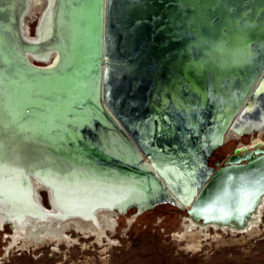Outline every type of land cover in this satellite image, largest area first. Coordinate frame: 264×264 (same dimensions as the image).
I'll return each instance as SVG.
<instances>
[{
	"label": "water",
	"instance_id": "obj_1",
	"mask_svg": "<svg viewBox=\"0 0 264 264\" xmlns=\"http://www.w3.org/2000/svg\"><path fill=\"white\" fill-rule=\"evenodd\" d=\"M24 1L0 0V129L30 150L29 167L46 171L55 181L74 182L72 188L79 191L99 188L143 195L112 206L120 211L134 206L141 212L169 201L185 209L193 225L243 229L264 194V145L245 150L236 146L215 162V168L207 164V156L222 143L229 123L242 125L249 118L264 124V75L256 82L264 70V50L258 39L262 25L251 35L249 26L240 28V35L247 37V49L258 55L249 76L227 86L226 96L218 92L215 81L207 79L200 105L195 101L200 100L196 88L193 96L184 93L182 100L176 98L184 91L183 81L169 100L156 94L152 87L156 81H144L139 92V83L135 90L127 80L118 83L114 71L126 65L114 59L118 47L128 46L129 36L142 26L147 30L137 41L139 51L126 59L145 61L140 49L150 51L157 40L162 16L153 8L141 13L142 0L128 1L124 18L115 12L114 2L123 4L122 0H57L52 37L36 40L20 31ZM212 10L209 22L217 25L221 17L215 11L223 13V9L212 6ZM247 13L244 24L253 19ZM217 35L212 34L213 43L221 41ZM164 45L167 50L153 56L152 63L160 57L161 65L171 52ZM50 49L56 51L57 59L46 64ZM41 58L40 64L33 60ZM78 72L82 77H77ZM28 78L35 79L33 85ZM153 102L159 110L151 109ZM84 178L89 179L86 184ZM7 224L13 230L12 223Z\"/></svg>",
	"mask_w": 264,
	"mask_h": 264
},
{
	"label": "bare ground",
	"instance_id": "obj_2",
	"mask_svg": "<svg viewBox=\"0 0 264 264\" xmlns=\"http://www.w3.org/2000/svg\"><path fill=\"white\" fill-rule=\"evenodd\" d=\"M193 1H198L199 3V0ZM201 1L203 2L205 7L206 5H208V13L211 12L212 6L215 9H223V13L220 11H215V14H218L221 19H226L224 21L233 22L239 28V31L231 33V35H236L238 34V32H241L242 30H240V28L249 26L248 28L253 29V23H251V20H249L250 24H244L242 22L244 19L249 18L247 12L250 10V7L253 8L256 5L255 1L257 0H214V4H212V0ZM56 2L57 0H25L24 4L22 3L19 22L20 31L25 38L36 40L43 39L45 37L49 39L52 37L50 36L53 32L54 25L52 16L56 11ZM114 3L116 4V14L119 15V13L121 12L120 16L122 15L124 18V13H126V11H123L122 14L121 9L126 10V8L116 2ZM36 10H38V13H36ZM230 10L232 11V13H230ZM257 17H261L259 21H263L264 23L263 16ZM35 18L36 20H38L34 27V34L32 36L29 33L32 36L29 37L27 31L25 32L24 27L29 23V21L34 20ZM138 28L142 29V26ZM211 28L209 27L206 33H204L203 30H187L184 33H178L177 30V33L168 31V35L166 36L170 39V41L168 40L169 42H167V46L171 47L173 51L176 50L177 52L179 46H184V43L186 42L183 41L186 39V36H188L191 39V48L195 47L196 50V46L207 47L209 51H207L206 49L205 50L208 54V59L205 60V58L202 57L201 61L198 62L197 59L195 62L188 65V67L193 72L199 71L200 67L201 69L205 68L206 72L208 70H212L215 74L217 73L218 77L219 75H221L220 72L223 71L222 63L227 64V73L229 75H231V73H234V75L215 80L218 92L226 96L228 94V90L225 89L227 86H230V84L237 79L239 80V82H242L249 76L252 70L251 67L256 64L255 62L258 59V55H251L252 53H254L251 52L252 50L246 52L248 46L245 43V38L241 35L237 36V38L232 41L230 40V42H224L221 40L217 43H213L212 34L216 31H214V29L212 30ZM146 30H144V28L139 32H135L134 30V33H132L127 39L129 40V45L118 47L117 57L114 58L116 59V62H118V64H120V62H123V64L126 63L127 65H125L118 71H114L118 83H126L127 80L130 83V89L132 88L133 90H135V87L139 83L137 92L141 91V89L144 88V81L145 83L151 81L150 83L154 84L156 79H159L160 72L164 71L160 64H158L159 60L161 59L160 57L159 60H154V63H152L153 56L155 58L157 56L156 51L152 54L155 49L154 46H151L150 51L146 49H140L142 57H144V55L146 56L147 60L145 61H143V58H137L136 60L132 61H128V59H126V55H130V53L132 55L137 54V51H139L140 48L137 44V41L145 36ZM259 31H261V29ZM198 34H200L202 37H198ZM257 35H260V33H258ZM178 37L181 40H179ZM163 38H165V36ZM174 38L178 40L177 43ZM258 39H261L264 50V38L258 37ZM225 44H227V48L224 50L223 47L225 46ZM37 55L42 57L43 53L37 52ZM176 55V59H178L179 65V62H182V60L178 58V52L176 53ZM170 58H164L161 61V65L163 66L164 64L169 62ZM46 59V64H50L56 61V51H54L53 49L47 50ZM33 60L36 63L42 60V58L39 61H35V59ZM101 61L103 72V69L105 67L103 56ZM174 70L176 69L174 68ZM263 71L258 76L256 82L262 80V77L264 75ZM186 83L183 84L185 87L184 91L176 95V98H179V100H182L183 95V97H185L186 94L184 93H187L188 96H193L194 94L192 93H196V90L194 87H192V84L188 81H186ZM152 87L157 91L158 84L153 85ZM179 88L180 87H178L177 91L180 90ZM156 94H158V92H156ZM175 94L176 92L170 95L158 94V96H160L161 98L164 97L165 100H169V97L172 95L174 96ZM206 95H209V92H206ZM195 101L199 102L200 105L203 102L201 99ZM204 104L205 103H203V106ZM156 105L157 104L153 102L151 109H155L156 111L159 110L160 106L157 105L156 107ZM206 110L208 111V109H205V111ZM240 128L245 129V131H242V134L249 133L250 135H253V133H256L257 131L261 133L263 124L261 125L259 122L251 121L249 118L242 125L229 123L223 133L222 143L225 140L234 137L241 138L240 136L242 134L239 132ZM261 140L264 141L263 136L258 134V136H256V139L254 138L246 145L241 142L239 146L244 147L241 150H245L251 146L254 147L259 145L260 143H262ZM29 154L30 150L26 149L25 147H21L15 139H13L9 134L3 132L0 129V227L5 221H10L12 223L14 234H12L13 232L11 233V240H13V244L17 243L18 240H23L24 247L29 246L28 243H34L37 246L39 242L44 241L47 238H51V240L60 242V239H67L66 234L64 233L68 227L78 229L82 234L92 232L95 233L97 237H99V235L102 233V225L107 219V216L110 215V213L117 216L118 214H120V212L126 213L131 208L129 207L126 210L120 211V208H115L112 206L117 205L120 207L122 206V204H124L123 202H126L130 200V198H134L135 196L136 199L143 198L141 197L143 195H141L140 193H135L134 196H131L127 195L129 193L126 194V192H118V190L117 193L114 194V192L106 190L101 191L99 188H97L96 191H87L84 189L83 191H79L73 189L72 187L74 185V182H63L61 179L59 181H55V179L52 178L53 176H50L46 171L43 172L38 167H29L30 160H27V158H29ZM125 155H127L126 157H128L130 160L133 158L128 153ZM143 157L144 161H147L146 156L143 155ZM84 180V183L86 184L89 179L84 178ZM151 189L154 190L153 185L151 186ZM40 190H44L46 192L47 200L49 201V208H45L41 204L40 196L38 195ZM135 209L136 208L134 207V211L132 213L133 216L138 214ZM139 209L140 208H138V210ZM263 211L264 194L259 205L257 206V210L255 211V213H253L252 217L249 219L247 225L243 229L237 230L234 228H226L225 226H222L221 228H224L228 231L246 233L248 235L259 233ZM192 223V220L185 216L184 222L181 227V235L178 236V238L183 241H186L188 239L189 243H193L194 246L201 240V235H204V232L207 229L217 227L216 225H193ZM55 236L57 238H55Z\"/></svg>",
	"mask_w": 264,
	"mask_h": 264
},
{
	"label": "rangeland",
	"instance_id": "obj_3",
	"mask_svg": "<svg viewBox=\"0 0 264 264\" xmlns=\"http://www.w3.org/2000/svg\"><path fill=\"white\" fill-rule=\"evenodd\" d=\"M128 1L130 0H122L123 4L120 5L126 8ZM172 2L173 4H169L166 0H162L151 4L142 0L138 5L141 13L145 12L146 8H153L162 16L161 25L156 30L157 40L153 42L157 54L164 51L166 49L164 43L170 41L166 36L168 31L174 33L177 30L178 33H184L187 30H203L206 33L208 28L212 27L211 29H214L218 34L217 38L224 42L240 36L239 32L230 37L226 36L229 32L239 31L238 26L233 22L224 21L226 19L222 18V21H219L217 25L210 23L212 9L208 13V5L205 7L201 0L199 3L193 0H174ZM214 3L215 1L212 0V4ZM255 4L251 11H248L253 18L251 22L253 29L250 32H256L258 24L262 25L261 34L263 37L264 23L259 21L261 17L257 16L264 17V0H257ZM121 10L122 14L123 11H126ZM230 13H232L231 10ZM37 20L35 18L29 21L24 27L29 37L34 34ZM136 29L135 32L142 30L141 28ZM198 35V37H202L200 34ZM164 36L165 38H163ZM174 40L176 39L174 38ZM179 40L181 39L179 38ZM245 41H247V37H245ZM183 42H186L184 46H179L177 50L178 58L182 60L179 65L178 59H176V50L172 51L173 49L168 47L171 52L166 54L165 59L171 58L163 66L160 65L164 71L158 73L159 79H156L158 94H173L182 81H188L196 88L198 98L201 99L207 79L215 81L234 75V73L231 75L227 73L228 67L225 63H222L223 71L218 77L217 73L215 74L212 70L206 72L205 68L201 69V67L199 71H191L188 65L197 59L198 62L201 61L202 57L207 60L206 50H209L207 47L196 46V50L195 47L191 48V39L188 36ZM226 48L227 44H225L224 50ZM247 51L251 50L246 49ZM36 63L40 64V62ZM13 71L16 69L13 68ZM212 75L214 79H212ZM13 77H16V73ZM23 77L24 74L21 73L19 75L20 85ZM77 77H82V73L78 72ZM34 80L29 79L32 85ZM256 134L262 135L264 140V126L261 133L256 132ZM256 134L253 133L251 136L249 133H244L240 136L241 138L234 137L225 140L209 153L207 164L215 168L217 160L227 157L241 142L246 145L251 142L250 139H256ZM38 195L41 204L45 208H49L46 192L40 190ZM133 211L134 207H131L126 213H120L117 216L110 213L102 225V233L99 237L92 232H83L84 234H82L78 229L68 227L64 233L67 239H60V242H57L47 238L39 242L37 246L34 243H28L29 246L24 247L23 240H18L13 244L11 235L14 234V230L12 233L8 225L5 224L4 228L0 229V264H264V211L259 233L248 235L237 231H228L221 227H212L207 229L204 235H201V240L195 246L193 243H189L188 239L183 241L178 238L181 235V227L186 216L185 209L169 201H162L135 216L132 215ZM55 238L57 237L55 236Z\"/></svg>",
	"mask_w": 264,
	"mask_h": 264
},
{
	"label": "flooded vegetation",
	"instance_id": "obj_4",
	"mask_svg": "<svg viewBox=\"0 0 264 264\" xmlns=\"http://www.w3.org/2000/svg\"><path fill=\"white\" fill-rule=\"evenodd\" d=\"M38 61H39V60H38ZM39 62H41V60H40ZM50 62H51V61H50ZM263 126H264V124H263ZM257 132H258V131H257ZM255 134H256V133H255ZM256 135L258 136V134H256ZM251 136H253V135H251ZM251 136H250V137H251ZM250 141H251V139H250ZM248 143H249V142H248Z\"/></svg>",
	"mask_w": 264,
	"mask_h": 264
},
{
	"label": "built area",
	"instance_id": "obj_5",
	"mask_svg": "<svg viewBox=\"0 0 264 264\" xmlns=\"http://www.w3.org/2000/svg\"><path fill=\"white\" fill-rule=\"evenodd\" d=\"M261 142H262V143H260V145H264V141L261 140ZM251 147H253V146H251ZM249 148H250V147H249Z\"/></svg>",
	"mask_w": 264,
	"mask_h": 264
}]
</instances>
